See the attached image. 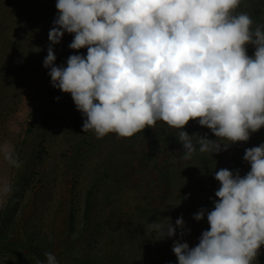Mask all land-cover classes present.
I'll return each instance as SVG.
<instances>
[{
  "label": "rangeland",
  "instance_id": "374dc122",
  "mask_svg": "<svg viewBox=\"0 0 264 264\" xmlns=\"http://www.w3.org/2000/svg\"><path fill=\"white\" fill-rule=\"evenodd\" d=\"M56 3L0 0V264H47L46 252L58 264H178L179 229L174 239L157 240L145 225L183 217L190 229L184 242L195 247L210 225L207 216L193 217L218 200L214 172L246 175L245 149L264 144V128L191 160L182 159L180 130L162 121L132 138L84 132L86 117L44 67ZM237 12L264 30V0H242ZM73 39L65 33L54 46L56 66L86 57V48H69ZM184 131L216 139L197 121ZM254 264H264V247Z\"/></svg>",
  "mask_w": 264,
  "mask_h": 264
},
{
  "label": "clouds",
  "instance_id": "9594fccd",
  "mask_svg": "<svg viewBox=\"0 0 264 264\" xmlns=\"http://www.w3.org/2000/svg\"><path fill=\"white\" fill-rule=\"evenodd\" d=\"M242 0H57L44 60L52 86L70 94L86 119L84 132L132 138L158 121L178 132L182 159L220 154L264 128V30ZM74 35L67 66L54 46ZM254 46L253 55L248 46ZM197 121L216 137L189 135ZM10 159V157H9ZM250 171L220 169L210 225L190 247L183 217L145 225L157 240L174 239L178 264H254L264 247V144L245 149ZM13 163H15L13 161ZM170 220V223H164ZM47 264H58L46 252Z\"/></svg>",
  "mask_w": 264,
  "mask_h": 264
}]
</instances>
